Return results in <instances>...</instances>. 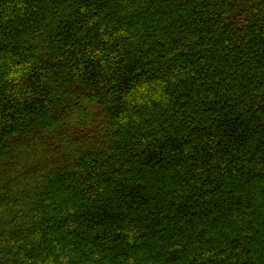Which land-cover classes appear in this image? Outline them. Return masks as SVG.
Instances as JSON below:
<instances>
[{"label": "trees", "instance_id": "trees-1", "mask_svg": "<svg viewBox=\"0 0 264 264\" xmlns=\"http://www.w3.org/2000/svg\"><path fill=\"white\" fill-rule=\"evenodd\" d=\"M0 264H264V0H0Z\"/></svg>", "mask_w": 264, "mask_h": 264}]
</instances>
